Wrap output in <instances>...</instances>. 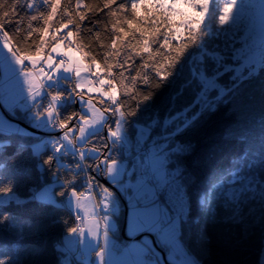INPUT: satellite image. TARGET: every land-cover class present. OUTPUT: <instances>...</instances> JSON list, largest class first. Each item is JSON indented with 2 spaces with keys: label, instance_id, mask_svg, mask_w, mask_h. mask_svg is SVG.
Wrapping results in <instances>:
<instances>
[{
  "label": "snow or ice",
  "instance_id": "obj_1",
  "mask_svg": "<svg viewBox=\"0 0 264 264\" xmlns=\"http://www.w3.org/2000/svg\"><path fill=\"white\" fill-rule=\"evenodd\" d=\"M236 2L218 4V28L238 34L223 47L205 30L210 0L0 3V157L25 158L0 185V264H207L214 245L250 239L264 264V12L257 45ZM58 73L83 113L60 117L54 90L42 102ZM214 116L224 143L258 120L260 150L229 168L201 159L188 133ZM81 140L77 175L59 154Z\"/></svg>",
  "mask_w": 264,
  "mask_h": 264
},
{
  "label": "trees",
  "instance_id": "obj_2",
  "mask_svg": "<svg viewBox=\"0 0 264 264\" xmlns=\"http://www.w3.org/2000/svg\"><path fill=\"white\" fill-rule=\"evenodd\" d=\"M244 0H238V3H242ZM5 2V0H0V3ZM220 0H212L210 4V12L208 15L207 23L212 29L210 36H217L221 46L226 45L227 34L231 30L235 29L234 26H229L228 28L219 29L216 23L215 16L218 15L217 8ZM237 3V2H236ZM236 6V4H235ZM62 84L57 90L61 93V101L57 104V111L60 117H63L70 112H81L80 106L75 105L74 102L77 97L71 94V88L69 87L68 80L61 77ZM49 91H52V88L49 87ZM45 98L42 97V102H45ZM219 116H214L211 118V121L205 124L198 126L196 129L188 133L189 136L196 139L197 141V152L198 155L203 159L211 151L213 153L212 165L213 167H223L229 168L232 164V161L240 157L245 148H250L251 150H260L259 137L261 134V129L259 128V121L253 120L250 124V127L253 129V135L244 141H231L228 143L221 142L214 133L218 129ZM103 132V128L99 130ZM96 134V133H95ZM94 135V134H93ZM89 136L87 139H90ZM213 145L218 147V150L213 148ZM68 153L67 157L64 158L63 152L60 153L62 158V163H76L78 164L77 159L74 156L72 151L64 150ZM251 155V151L249 152ZM89 163H91L92 155L86 156ZM25 159L24 157H0V165H3L0 168V185H7L10 181H15L17 177V169L19 168L21 161ZM129 162V157H128ZM80 169L76 170V174L79 175ZM205 167L202 171H207ZM84 177H79V180L76 182L79 186H82V181ZM67 207V206H66ZM25 215L33 216H42L44 213L40 210L33 208H27L22 210ZM63 230V225L57 222L53 231L61 232ZM39 238V237H36ZM257 250V241L255 239H250L248 241L241 242L240 245L233 247L231 249H225L222 245H214L212 255L209 258L207 264H253ZM49 258H41L37 261V264H47Z\"/></svg>",
  "mask_w": 264,
  "mask_h": 264
},
{
  "label": "rangeland",
  "instance_id": "obj_3",
  "mask_svg": "<svg viewBox=\"0 0 264 264\" xmlns=\"http://www.w3.org/2000/svg\"><path fill=\"white\" fill-rule=\"evenodd\" d=\"M211 1L212 0H210V2ZM235 4H236L235 7L237 9V12H240L241 9H243L244 23L251 24L252 30H253V36L255 37L256 44L259 45L260 21H261L262 12H264V4H262V0H244L242 3L237 2ZM205 30L208 31L209 34H211V32H212V29L209 26V23H207V22L205 24ZM237 38H238V34L236 33L235 29L231 30V32H229L227 34V39H226L227 45L230 46L232 43L235 42V40ZM250 42H251V40H250ZM61 77L68 80L67 83H70V79H71L70 77H67L65 74L58 73V74H54V78L52 80L45 82L46 87H48V88L51 87ZM60 100L61 99H58L55 102V105H57V103ZM76 101H77V104L80 106V109H81L80 113H83L85 111V109L82 107V102L79 100L78 97L76 98ZM57 113H58V111H57ZM102 128H103L102 125H98L95 128H90L87 132L86 138L95 134L97 132V130H101ZM42 131L47 133L46 138L49 140V142H51V139L54 137L57 139L60 138V130L59 129H55L53 127H48V128L42 129ZM75 143L73 142L72 144H69L68 141H64L63 144L66 146L64 148V150L75 151V148L83 146L82 140L79 143H77L75 141ZM72 145H74V147ZM75 154H76V152H75ZM85 155L90 156V155H92V153L86 151ZM128 163H129V167L131 168L134 164V157L133 156H129V162ZM85 203L87 204V202H85ZM65 205L70 209V203L67 199L65 200Z\"/></svg>",
  "mask_w": 264,
  "mask_h": 264
},
{
  "label": "built area",
  "instance_id": "obj_4",
  "mask_svg": "<svg viewBox=\"0 0 264 264\" xmlns=\"http://www.w3.org/2000/svg\"><path fill=\"white\" fill-rule=\"evenodd\" d=\"M60 85H61V80L59 79V80H57V81L55 82V84L53 85V90H54L55 92H57V89L59 88ZM42 93L45 95V97H46V101H47V99H48L47 93H48V92L46 91V89H45ZM75 155L77 156V154H75ZM77 159H78L79 164H80V167H81V169H82V168H83V164H82V162L80 161V159H79L78 156H77ZM84 180H85V178H83L82 186H83Z\"/></svg>",
  "mask_w": 264,
  "mask_h": 264
},
{
  "label": "water",
  "instance_id": "obj_5",
  "mask_svg": "<svg viewBox=\"0 0 264 264\" xmlns=\"http://www.w3.org/2000/svg\"><path fill=\"white\" fill-rule=\"evenodd\" d=\"M74 104L77 105V101H76V100H75ZM58 133H59V132H58ZM99 179L101 180V182H103V178H102V177L99 178Z\"/></svg>",
  "mask_w": 264,
  "mask_h": 264
}]
</instances>
